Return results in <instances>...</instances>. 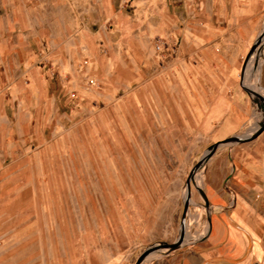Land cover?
Wrapping results in <instances>:
<instances>
[{
  "label": "rangeland",
  "instance_id": "1",
  "mask_svg": "<svg viewBox=\"0 0 264 264\" xmlns=\"http://www.w3.org/2000/svg\"><path fill=\"white\" fill-rule=\"evenodd\" d=\"M55 1L69 5L75 18L95 17L100 3L105 23L120 14L116 8H121L122 17L131 16L132 0ZM173 1L141 0L146 3L144 16L159 14L161 3L172 13ZM175 30L172 25L163 36L133 42L136 65L130 63L119 37H67L77 55L68 72L52 66L49 42L43 38L38 60L24 71L18 85L20 117L30 114L35 119L38 111L34 131L37 128L39 136L0 140V264H104L119 250L134 264L147 247L169 244L163 240V195L168 198L176 182L185 191L189 171L212 145L185 136L188 132L176 120L180 39ZM256 50L242 85L263 97L253 72L258 67L260 72L264 44ZM112 51L121 56V65L103 67L100 60L107 61ZM90 78L96 83H88ZM5 100L4 112L12 113L15 99L7 94ZM249 105L251 114L241 137L250 135L263 117L254 100ZM206 162L196 172L200 180L195 174L190 187L187 213L198 217L183 230L184 240L194 233L196 241L207 233L208 214L198 194ZM181 198L174 229L169 231L173 240L179 231L182 192ZM184 240L178 249L191 245ZM156 252L142 264L163 259L164 250Z\"/></svg>",
  "mask_w": 264,
  "mask_h": 264
},
{
  "label": "crops",
  "instance_id": "2",
  "mask_svg": "<svg viewBox=\"0 0 264 264\" xmlns=\"http://www.w3.org/2000/svg\"><path fill=\"white\" fill-rule=\"evenodd\" d=\"M130 4L131 16L122 17L121 8H116L120 14L111 15L105 23L101 3L95 7V17L75 18L69 5L55 0H0V140L39 136L38 129L34 131L38 111L35 119L30 114L23 120L20 117L23 102L18 85L24 71L38 60L43 38L49 42L47 57L52 66L60 65L68 72L77 55L70 50L67 37H119L130 63L136 65L133 42L163 36L172 25L180 39L175 113L181 129L188 132L185 136L212 144L239 136L251 114L239 74L262 24L264 30V0H174L172 13L161 3L159 14L149 18L144 16L145 2L132 0ZM114 53L107 61L100 60L103 67L121 65V56ZM253 73L264 90V60L260 72L258 67ZM90 79L88 83L94 84ZM7 94L15 99L8 114L4 112ZM185 121L190 124L186 126ZM201 182L198 188L208 214L206 235L195 241L193 233L184 240L191 243L188 248L164 252L163 259L147 264H264V130L251 141L219 146L207 160ZM181 192L184 198L183 184L176 182L171 195H163V240L168 243L174 241L169 231L176 223ZM197 217L187 213L185 230ZM125 254L115 251L104 264H129Z\"/></svg>",
  "mask_w": 264,
  "mask_h": 264
},
{
  "label": "water",
  "instance_id": "3",
  "mask_svg": "<svg viewBox=\"0 0 264 264\" xmlns=\"http://www.w3.org/2000/svg\"><path fill=\"white\" fill-rule=\"evenodd\" d=\"M262 34L263 33L261 32L257 36L252 47L249 49L248 53L246 54L245 59L242 63L241 69H240V74H239V79L241 82L242 90L245 92V94L249 97L250 100H254L256 102L257 106L260 103V106H261L260 108L263 111L262 119L259 122H257V127L254 129V131L250 135H248L246 137L232 136V137H229L227 139H224L223 141L214 143L206 149V151L203 153V156L201 157V159H199L197 161V163L194 165V167L189 171L188 176L186 177L185 182H184L185 197L183 198V203H182V213H181L180 222H179L178 236L176 237V239L172 243H169V244L160 243V244L151 245V246L147 247L145 250L142 251V253H140V255L135 260L134 264H142L143 261L145 260V258L152 252H155L158 250H164V252L168 253V252L177 250L178 248H180L183 245V240H184L183 220H184L186 213H187V209H188V205H189V199H190V187H191V185H193V182H194L193 176H194L195 172L203 165L204 162H206L214 154V152L217 150V148L219 146L226 145V144H237V143H244V142L251 141L254 138H256L264 130V100L261 97V95H259L257 92L250 90V89L246 88L244 85H242L245 67L247 65L249 58L251 57V54L260 45V37ZM255 52L258 54L257 50ZM256 100L259 101V103H257ZM198 194L203 199L205 207H206L205 198H204V196L200 190H198Z\"/></svg>",
  "mask_w": 264,
  "mask_h": 264
},
{
  "label": "bare ground",
  "instance_id": "4",
  "mask_svg": "<svg viewBox=\"0 0 264 264\" xmlns=\"http://www.w3.org/2000/svg\"><path fill=\"white\" fill-rule=\"evenodd\" d=\"M262 35H261V37H260V45H263L264 44V30L262 31ZM247 69V68H246ZM247 71V74H248V69L246 70ZM257 103H259V102H257ZM257 107H261L260 106V103L258 104V106ZM197 172V171H196ZM195 172V174L197 175V173ZM194 174V176H193V179H194V183H195V181H196V175ZM184 197H185V191H184ZM186 215H187V213H186ZM184 220H185V218H184ZM183 220V230H185V221ZM200 235H203V233H201ZM160 253V252H159ZM158 253L155 251V252H152V253H150L146 258H145V260L144 261H146L148 258H151V257H153V256H156Z\"/></svg>",
  "mask_w": 264,
  "mask_h": 264
},
{
  "label": "built area",
  "instance_id": "5",
  "mask_svg": "<svg viewBox=\"0 0 264 264\" xmlns=\"http://www.w3.org/2000/svg\"><path fill=\"white\" fill-rule=\"evenodd\" d=\"M161 45L163 46V43H161ZM157 49H159V46H156Z\"/></svg>",
  "mask_w": 264,
  "mask_h": 264
}]
</instances>
